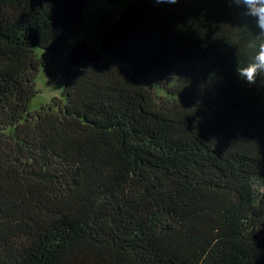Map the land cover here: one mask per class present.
Segmentation results:
<instances>
[{
    "label": "trees",
    "instance_id": "1",
    "mask_svg": "<svg viewBox=\"0 0 264 264\" xmlns=\"http://www.w3.org/2000/svg\"><path fill=\"white\" fill-rule=\"evenodd\" d=\"M90 1L0 0V264H264V78L238 77L255 17L137 0L32 111L34 47L59 52Z\"/></svg>",
    "mask_w": 264,
    "mask_h": 264
},
{
    "label": "rangeland",
    "instance_id": "2",
    "mask_svg": "<svg viewBox=\"0 0 264 264\" xmlns=\"http://www.w3.org/2000/svg\"><path fill=\"white\" fill-rule=\"evenodd\" d=\"M137 0H91L84 11V22L74 39L65 44L62 49L55 53L51 50L34 47L38 58L46 61L40 66L35 82L38 90L37 95L31 101V110L38 111L42 106L51 104L55 98L63 99V90L66 79L63 71L69 65V58L72 50L84 42L89 43L97 51L103 53V36L111 25L116 22L125 8ZM112 61L120 66L131 70V64L112 58ZM147 87L160 96H165L156 78L148 79L145 82ZM257 189L264 191L262 182H256Z\"/></svg>",
    "mask_w": 264,
    "mask_h": 264
},
{
    "label": "clouds",
    "instance_id": "3",
    "mask_svg": "<svg viewBox=\"0 0 264 264\" xmlns=\"http://www.w3.org/2000/svg\"><path fill=\"white\" fill-rule=\"evenodd\" d=\"M237 6L243 5L248 15L255 17L257 26L264 34V0H233ZM156 3L175 4L177 0H156ZM238 77L248 85H255L264 78V46H260L252 62L243 68Z\"/></svg>",
    "mask_w": 264,
    "mask_h": 264
}]
</instances>
